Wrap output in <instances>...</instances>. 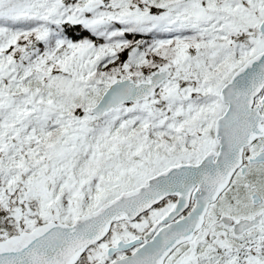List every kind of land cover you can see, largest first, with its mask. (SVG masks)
<instances>
[{
	"label": "snow or ice",
	"instance_id": "obj_1",
	"mask_svg": "<svg viewBox=\"0 0 264 264\" xmlns=\"http://www.w3.org/2000/svg\"><path fill=\"white\" fill-rule=\"evenodd\" d=\"M0 264H264V0H0Z\"/></svg>",
	"mask_w": 264,
	"mask_h": 264
}]
</instances>
